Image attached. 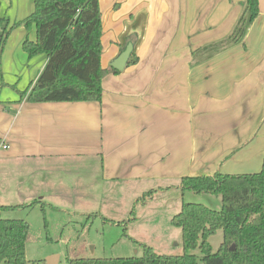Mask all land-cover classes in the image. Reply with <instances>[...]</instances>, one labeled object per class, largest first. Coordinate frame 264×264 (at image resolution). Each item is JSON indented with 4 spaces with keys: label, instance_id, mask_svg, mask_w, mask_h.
I'll use <instances>...</instances> for the list:
<instances>
[{
    "label": "crops",
    "instance_id": "obj_1",
    "mask_svg": "<svg viewBox=\"0 0 264 264\" xmlns=\"http://www.w3.org/2000/svg\"><path fill=\"white\" fill-rule=\"evenodd\" d=\"M244 1L99 0L101 66L132 44L124 69L102 79L100 101L28 102L19 92L47 60L24 57L27 70L0 93V205L90 196L101 184L180 191L183 176L259 172L264 0L252 22ZM2 4L15 20L34 8L33 0ZM240 19L245 31L232 42ZM14 32L1 55L6 74L18 65L26 35L23 27Z\"/></svg>",
    "mask_w": 264,
    "mask_h": 264
},
{
    "label": "trees",
    "instance_id": "obj_2",
    "mask_svg": "<svg viewBox=\"0 0 264 264\" xmlns=\"http://www.w3.org/2000/svg\"><path fill=\"white\" fill-rule=\"evenodd\" d=\"M244 2L246 20L252 22L258 14V2ZM34 7L28 17L9 26L4 24L0 30V58L11 30L24 25L35 29V39L26 36L21 42L23 51L28 58L44 54L47 60L36 81L19 96L32 103L100 101L102 79L118 71L101 66L99 0H34ZM246 20L240 19L230 33L232 42L242 38ZM5 84L0 83V93ZM262 160L261 170L256 173L181 177V192L221 197L217 210L182 201L180 211L171 218V224L182 233V255L158 254L150 245L134 241L142 251L139 257H77L68 259L67 264H264V153ZM35 203L42 209L47 205L33 200L27 206ZM23 206L26 205H0V211ZM28 227L25 219L0 218V264H29L25 254ZM217 229L223 231V239L213 252L208 238ZM196 248L200 256L192 253Z\"/></svg>",
    "mask_w": 264,
    "mask_h": 264
},
{
    "label": "rangeland",
    "instance_id": "obj_3",
    "mask_svg": "<svg viewBox=\"0 0 264 264\" xmlns=\"http://www.w3.org/2000/svg\"><path fill=\"white\" fill-rule=\"evenodd\" d=\"M12 9L4 4L0 5V30L4 24L9 26L19 22L33 12L15 20L10 17ZM19 27H23L26 31L23 39L26 36L35 39L34 28L27 29L24 25H19L11 30L3 49L7 45L8 38L12 33L14 35V31ZM16 53L20 55L17 57L18 65L14 63L12 72L9 70L7 74L3 69L2 56L0 58V83H6L3 91L12 89L7 82L17 81L18 78L13 76L19 74L21 70H27L23 68L25 65L23 58L25 57L26 60L30 58L23 49ZM33 68L36 66L28 69L29 74L32 73ZM17 70L20 71L16 72ZM23 75V78L27 76L25 73ZM97 187H100L99 182ZM143 188V190L125 192L123 187L120 189L111 184V188L104 189L101 184L100 189H96L93 195L68 194L54 199H41L47 203L44 209L41 204L35 203L31 206L0 211V218L25 219L28 222L25 254L29 264H46L43 260L52 255L57 257L56 264H67L68 259L77 257H139L142 251L136 242L150 245L158 254L182 255V233L179 228L171 224V218L180 211L182 200L202 203L213 210L221 207V197L210 193L196 194L184 191L181 195L180 191L174 188L164 189L161 192L157 191V187L155 191L147 186ZM147 191H150L149 195H146ZM27 201L25 203L33 202ZM7 202L13 204L15 201L7 200ZM222 239L221 229H217V232L208 238L213 252L218 250ZM192 253L198 256L201 254L198 248Z\"/></svg>",
    "mask_w": 264,
    "mask_h": 264
},
{
    "label": "water",
    "instance_id": "obj_4",
    "mask_svg": "<svg viewBox=\"0 0 264 264\" xmlns=\"http://www.w3.org/2000/svg\"><path fill=\"white\" fill-rule=\"evenodd\" d=\"M131 50H132V44L128 43L125 49L110 62V66L116 69L117 71H122L129 59L128 57L130 55ZM230 249H234L233 246H231ZM56 258L57 257L53 255L47 257L45 259L46 264H56L57 263Z\"/></svg>",
    "mask_w": 264,
    "mask_h": 264
},
{
    "label": "built area",
    "instance_id": "obj_5",
    "mask_svg": "<svg viewBox=\"0 0 264 264\" xmlns=\"http://www.w3.org/2000/svg\"><path fill=\"white\" fill-rule=\"evenodd\" d=\"M1 147H2V148H5V147H6V145H3V144H2V145H1Z\"/></svg>",
    "mask_w": 264,
    "mask_h": 264
}]
</instances>
